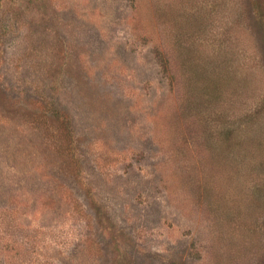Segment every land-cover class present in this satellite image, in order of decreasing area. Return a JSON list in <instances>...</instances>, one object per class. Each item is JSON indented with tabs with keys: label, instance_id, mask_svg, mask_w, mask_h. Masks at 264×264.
I'll return each instance as SVG.
<instances>
[{
	"label": "rangeland",
	"instance_id": "1",
	"mask_svg": "<svg viewBox=\"0 0 264 264\" xmlns=\"http://www.w3.org/2000/svg\"><path fill=\"white\" fill-rule=\"evenodd\" d=\"M0 264H264V0H0Z\"/></svg>",
	"mask_w": 264,
	"mask_h": 264
},
{
	"label": "trees",
	"instance_id": "2",
	"mask_svg": "<svg viewBox=\"0 0 264 264\" xmlns=\"http://www.w3.org/2000/svg\"><path fill=\"white\" fill-rule=\"evenodd\" d=\"M201 85V84H200ZM213 90L215 91V92H217L218 90H220L219 89V85H216L214 88H213ZM188 94H185V97L187 96ZM199 97V96H198ZM185 99V98H184Z\"/></svg>",
	"mask_w": 264,
	"mask_h": 264
}]
</instances>
